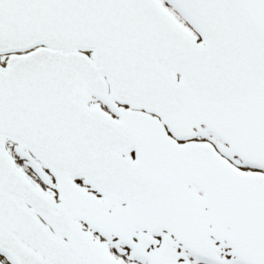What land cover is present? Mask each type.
<instances>
[{"label": "snow or ice", "instance_id": "6c2138e0", "mask_svg": "<svg viewBox=\"0 0 264 264\" xmlns=\"http://www.w3.org/2000/svg\"><path fill=\"white\" fill-rule=\"evenodd\" d=\"M0 264H264V0H0Z\"/></svg>", "mask_w": 264, "mask_h": 264}]
</instances>
